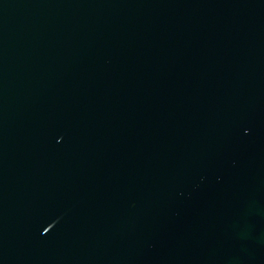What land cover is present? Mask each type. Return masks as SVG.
<instances>
[{"label": "water", "instance_id": "water-1", "mask_svg": "<svg viewBox=\"0 0 264 264\" xmlns=\"http://www.w3.org/2000/svg\"><path fill=\"white\" fill-rule=\"evenodd\" d=\"M0 264H264V0H0Z\"/></svg>", "mask_w": 264, "mask_h": 264}]
</instances>
